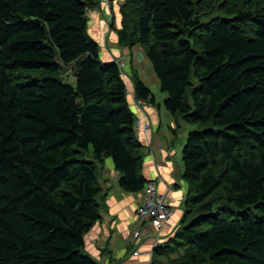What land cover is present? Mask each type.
I'll list each match as a JSON object with an SVG mask.
<instances>
[{
  "label": "trees",
  "instance_id": "16d2710c",
  "mask_svg": "<svg viewBox=\"0 0 264 264\" xmlns=\"http://www.w3.org/2000/svg\"><path fill=\"white\" fill-rule=\"evenodd\" d=\"M96 4L0 0V264H98L83 248L105 207L106 158L124 191L144 192L127 81L88 33ZM120 14V43L142 47L165 108L196 125L184 215L151 264H264V0H124ZM25 69L50 74L23 84Z\"/></svg>",
  "mask_w": 264,
  "mask_h": 264
},
{
  "label": "crops",
  "instance_id": "0c3cea01",
  "mask_svg": "<svg viewBox=\"0 0 264 264\" xmlns=\"http://www.w3.org/2000/svg\"><path fill=\"white\" fill-rule=\"evenodd\" d=\"M123 1L98 0V4L87 10L88 28L93 25V30L92 27L90 30L99 44V56L103 63L120 60L125 64L123 76L132 86L127 85L129 102L136 118V135L141 143L137 152L144 158L142 174L147 180L158 183V193L167 197L175 212L160 230L147 224L151 235L134 238V231L144 228L136 215L144 192L124 191L119 185L120 172L115 169L112 159L106 158L105 174L102 176L106 189L105 207L102 218L85 235L83 251L98 264H151L155 247L168 243L184 215L187 183L183 179L182 150L188 133L194 128L182 116L175 117L165 108V93L158 98L149 82L141 79L137 63L149 66L142 47L139 44L128 47L120 43L118 29L121 26L116 20L121 23L120 6ZM102 31L103 41L99 40ZM134 72L152 90L155 102L142 100L146 105H139L130 78ZM156 90H161L157 76ZM145 123L151 125L148 131L144 129ZM136 251L138 254H135Z\"/></svg>",
  "mask_w": 264,
  "mask_h": 264
},
{
  "label": "built area",
  "instance_id": "2783aa9c",
  "mask_svg": "<svg viewBox=\"0 0 264 264\" xmlns=\"http://www.w3.org/2000/svg\"><path fill=\"white\" fill-rule=\"evenodd\" d=\"M120 69L124 71L125 64L116 60ZM130 95V92H127ZM139 105H146L144 101L138 99ZM151 128L149 123H145L144 129L148 131ZM175 212V207L170 203L165 195H161L157 191L156 181L148 180L145 184L144 194L140 204L137 207L136 215L143 223L144 228H138L134 231L133 237L139 238L143 235H151L147 224L153 225L156 229H161L164 224L169 221ZM138 254V251L135 252Z\"/></svg>",
  "mask_w": 264,
  "mask_h": 264
},
{
  "label": "rangeland",
  "instance_id": "374dc122",
  "mask_svg": "<svg viewBox=\"0 0 264 264\" xmlns=\"http://www.w3.org/2000/svg\"><path fill=\"white\" fill-rule=\"evenodd\" d=\"M87 12H89V11H87ZM119 18H120V16H119ZM116 21H117V24L120 25V21L119 20H116ZM91 27H92V30H93V25H91L88 28V33H89L90 37L93 40H97L96 37H95V35H94V33L90 30ZM103 30H104V28H103ZM99 40L103 41V31L101 33V39H99ZM146 61H147V63H148L149 66H147V64L145 65L142 62L141 63H137L138 64V71H139V74H140L141 79L147 80L149 82V84L151 85V88L157 94L158 98H161V94L162 93H165V95L168 96V93L162 92L161 90H160L161 92L160 91L158 92V90H156V75H155L154 69L152 67L151 62L148 59H146ZM149 69H150V71H149ZM49 74H50L49 72H47L46 70H42V69H27V70L25 69V70L17 71L15 73V76L22 75V77L19 80V82L24 84V83H32V82H41ZM55 76H57V75H55ZM61 76L66 81H68L69 83L75 85V83H76V77H75V72H74L73 69L70 70L66 74L65 73L62 74ZM127 85H129L130 87H132L131 84L129 83V81H127ZM131 89H129V90H131ZM132 93H133V91H132ZM192 127L195 129L196 128V125H192ZM87 158L88 159H92V155H90ZM103 174H105V171L103 172ZM157 184H156V186L158 188V185Z\"/></svg>",
  "mask_w": 264,
  "mask_h": 264
},
{
  "label": "water",
  "instance_id": "95a60500",
  "mask_svg": "<svg viewBox=\"0 0 264 264\" xmlns=\"http://www.w3.org/2000/svg\"><path fill=\"white\" fill-rule=\"evenodd\" d=\"M55 63H57L60 68L62 69L63 73H68L70 70H72V66H68V65H65L63 64L60 60H59V57L56 56L55 58Z\"/></svg>",
  "mask_w": 264,
  "mask_h": 264
}]
</instances>
